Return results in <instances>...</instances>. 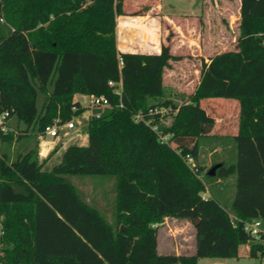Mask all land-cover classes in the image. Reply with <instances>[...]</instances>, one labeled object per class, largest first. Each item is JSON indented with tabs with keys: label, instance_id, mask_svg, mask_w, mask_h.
I'll return each mask as SVG.
<instances>
[{
	"label": "trees",
	"instance_id": "trees-1",
	"mask_svg": "<svg viewBox=\"0 0 264 264\" xmlns=\"http://www.w3.org/2000/svg\"><path fill=\"white\" fill-rule=\"evenodd\" d=\"M123 6V0H0V112L25 125L0 133V264H197L201 257L236 258L248 243L249 256L264 259V231L256 239L243 229L245 221L264 219V12L243 14L233 48L202 61L187 99L196 112L193 135L183 129L191 117L181 107L169 125L155 117L171 134L165 143L133 115L154 106L175 109L171 100L150 99L163 96L164 70L178 56L166 44L118 51ZM109 81H121V96ZM76 93L104 95L112 107L88 118L86 145L68 144L45 170L38 134L86 109ZM216 98L237 101L236 134L212 131L215 118L201 104ZM221 138L233 141L235 157L210 175L197 167L200 148ZM177 150L190 154L193 165ZM85 175L113 180L112 222L69 180ZM228 177L234 195L225 205L210 181ZM165 217L197 220L193 253H158L157 225Z\"/></svg>",
	"mask_w": 264,
	"mask_h": 264
},
{
	"label": "rangeland",
	"instance_id": "rangeland-1",
	"mask_svg": "<svg viewBox=\"0 0 264 264\" xmlns=\"http://www.w3.org/2000/svg\"><path fill=\"white\" fill-rule=\"evenodd\" d=\"M125 1L128 4L126 6L128 7V12L124 11L122 15H125L126 19H128L127 26L131 29L136 28L135 30H137L140 27L135 25H139L141 22L136 21L137 19L135 18L130 20V17L146 11L150 6L149 4H155L156 1L123 0V4ZM166 2H169L168 4L171 5H162ZM260 12H264V0H161V6H156L153 9L152 16L156 17L162 26L161 44L169 45L174 54L178 56L177 59L171 61L170 67L164 70L163 96L150 99V102L154 103L168 99L175 105V109L164 116L163 122L165 125H169L173 121L179 107L184 110L185 118L195 115V109L188 105L187 99L188 94L194 90L199 79L202 61H205L206 58L216 52L232 49L237 34L236 26L240 17L243 14H258ZM166 17L170 19L167 20ZM121 19L124 18L120 17L119 20ZM42 99L43 95L39 92L38 105L41 104ZM80 99L82 100L81 104L86 108L85 112L83 111L79 115L80 118L78 116L76 118L80 127L82 125L85 127V116L88 112L105 114L109 110L108 107L88 109L86 98L81 97ZM218 100L220 99L204 100L201 104V109L212 116L222 117V108L225 105ZM229 117L228 125L235 127L237 123L235 111ZM15 121V117L11 118L9 120L10 126H13ZM20 126L22 128L25 127L23 123H20ZM195 126V122L185 121L183 129L193 135ZM21 130V128H16L17 132H22ZM215 132L218 134L219 132L232 134V129H227L226 132L218 129ZM59 139L64 144H67L71 138L68 134H62ZM35 140L36 138L33 139V142ZM215 141L223 145L222 149L215 153V155H209L207 144L203 145L200 148L197 167L202 166L206 171L213 166L211 164L213 161L221 157L228 161L235 157L233 141L225 138ZM69 180L76 186L78 193L84 201L99 208L108 221H113L114 213L112 211V215L110 216V210L107 209V192L113 193L112 179L104 176L85 175L71 176ZM211 191L215 195L223 192L227 194L228 192L232 198L234 195V185L232 181H226L224 184L213 182L211 184ZM219 199L224 203L223 199ZM260 223L261 228L264 229V220H261ZM193 230L194 224L189 220L188 230L184 231L183 238L185 244L191 242ZM235 260H237V264H264V259L247 255L244 252V246L240 247V256L236 257Z\"/></svg>",
	"mask_w": 264,
	"mask_h": 264
},
{
	"label": "crops",
	"instance_id": "crops-1",
	"mask_svg": "<svg viewBox=\"0 0 264 264\" xmlns=\"http://www.w3.org/2000/svg\"><path fill=\"white\" fill-rule=\"evenodd\" d=\"M156 3L152 4L150 3L149 8L146 11H143L142 13L130 17V20H133V18L137 19L136 21H140L141 23L139 25H135L137 27V30L129 28L128 25V19H126L125 15H119L116 17V27H115V38H116V47L118 51H131V50H137L139 52H147L146 50H159L161 45V35H162V26L161 22L154 16H152V11L155 9L156 6H161V0H155ZM169 2H166L162 5L170 6L171 4H168ZM128 6L127 2H124V11L128 12L126 7ZM122 17L124 19L119 20V18ZM167 20H169V17H166ZM190 40V39H189ZM191 45V44H190ZM171 52L174 54V52L171 50ZM206 62H208V58L205 59ZM81 97L86 98V95L76 93L74 95V100L79 101L82 103ZM222 103H224L225 107L222 108V117H215V123L213 127V132L217 131L218 129L220 131L226 132L227 129H232V134L234 135L237 132L238 126L236 123V126H229V115H231L232 112L235 111L236 118L238 114V104L237 101L226 99V98H219ZM85 112V111H84ZM99 113V112H96ZM95 114V113H94ZM92 112H88L85 116V127L83 125L80 127L78 125L77 130L68 131L67 134L70 135L69 143L64 144L63 141L59 138L55 139H46L40 141V139L37 137V150H38V159L40 161H43V169L48 170L57 163L60 159V156L62 154V151L65 149V147L68 144H78V145H86L88 142V137L86 133V124L87 120L90 116H92ZM13 118H8L6 124L8 127V130H12L14 132L16 131V128H21L20 123L17 119L13 123V126H10L9 120ZM226 118V119H225ZM232 118V116H231ZM227 120V121H226ZM188 119H184L182 125H184V122ZM191 121L195 122V115L191 117ZM84 123V122H82ZM219 134H225L220 133ZM60 141V142H59ZM57 143L58 149L51 153L52 149L55 147ZM208 146V152L209 155H215L220 149H222L223 145L219 144L215 140H206V143ZM19 151H22L20 149ZM213 157V156H212ZM225 158L221 157L216 161V164H219L220 162L224 161ZM212 164V163H211ZM233 177H228L224 179H216L211 180L210 184L213 182L215 183H225L226 181H232ZM208 194V191L204 193V196ZM226 193H218L219 198L224 200V204L227 205L230 202V193L227 192L226 196H224ZM228 195V196H227ZM107 209L110 210V216L112 215V211L114 213V191L113 193L107 192ZM260 221L264 220L261 218H258ZM191 219H180V218H174V217H165L163 222L158 224V234H157V251L160 254H190L193 253L195 250V242H194V234L195 230H193L192 234V240L191 242H188V244H185L184 241V231L188 230V223ZM172 224V225H171ZM262 231L264 229L261 228ZM244 246V252L246 254H249V243L240 245L238 248V257L240 256V247ZM236 258H221V257H201L198 259L197 264H237ZM231 260V261H230ZM234 261V262H233Z\"/></svg>",
	"mask_w": 264,
	"mask_h": 264
},
{
	"label": "built area",
	"instance_id": "built-area-1",
	"mask_svg": "<svg viewBox=\"0 0 264 264\" xmlns=\"http://www.w3.org/2000/svg\"><path fill=\"white\" fill-rule=\"evenodd\" d=\"M119 64L122 63V59L120 56H118ZM109 85L114 86V92L115 94L121 96L122 93V87H121V81L119 82H113L109 81ZM86 100H87V108H98V107H108L111 108V104L108 101L107 97L104 95H95V94H90L86 95ZM117 106H121V103H119ZM173 111L172 107L170 105L167 106H154L148 109L146 114L139 110L134 113L133 119L135 121H142L145 124L149 125L150 128L157 134L158 139L161 142L167 143L171 137L170 133H164L162 132L157 123H154L155 117H158L159 121H163V118L166 114L170 113ZM103 114L101 113H95L92 116L95 117H101ZM8 112L7 111H2L0 112V133L6 132L8 130L7 127V120H8ZM80 118V116L78 115ZM77 116L72 117L71 119L65 121V122H60V121H55L53 124L48 125L44 128L42 132L38 134V138L40 141L46 140V139H55L61 137V135H66L68 131H75L78 129V121H77ZM177 153L182 156V158L186 161V163L190 166L193 165V159L190 156V154H182L180 151L177 150ZM243 229L249 233V235L253 236L256 239L260 238V233H261V223L259 219H251L249 221H245L243 223ZM4 230L2 228V216L0 215V239L1 236L3 235ZM1 246V243H0ZM2 255V253H0Z\"/></svg>",
	"mask_w": 264,
	"mask_h": 264
},
{
	"label": "water",
	"instance_id": "water-1",
	"mask_svg": "<svg viewBox=\"0 0 264 264\" xmlns=\"http://www.w3.org/2000/svg\"><path fill=\"white\" fill-rule=\"evenodd\" d=\"M218 166H219V164H215V165H213V166L209 169V174H210V175H213L214 172H215L216 167H218ZM192 221H193L194 223H197V220H196V219H192Z\"/></svg>",
	"mask_w": 264,
	"mask_h": 264
}]
</instances>
